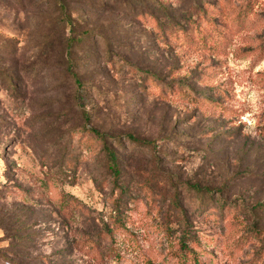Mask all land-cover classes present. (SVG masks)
Masks as SVG:
<instances>
[{
  "label": "rangeland",
  "instance_id": "374dc122",
  "mask_svg": "<svg viewBox=\"0 0 264 264\" xmlns=\"http://www.w3.org/2000/svg\"><path fill=\"white\" fill-rule=\"evenodd\" d=\"M0 264H264V0H0Z\"/></svg>",
  "mask_w": 264,
  "mask_h": 264
},
{
  "label": "trees",
  "instance_id": "16d2710c",
  "mask_svg": "<svg viewBox=\"0 0 264 264\" xmlns=\"http://www.w3.org/2000/svg\"><path fill=\"white\" fill-rule=\"evenodd\" d=\"M140 17L142 19H144V21H149L153 25H154V23L159 24L157 17L154 15V12H152V11L146 12V10H144L143 13L140 15ZM66 19H67L66 17L62 18L63 22H65ZM63 22H61V23H63ZM66 23H69V22H66ZM68 25H70L72 27V23L68 24ZM161 31L162 32H160V34H162V35H167V34L169 35V33H171V34H175L176 37H179V35L181 34V36L184 39H186V38L191 39L192 34H194V33H195V35H199V36L203 35L200 25L194 21H191V24L188 25L186 28L184 26L182 27V26H178V25H174V24L170 23L169 25H165ZM167 31H169V32H167ZM88 34H89L88 32H81V33L77 34V40L72 35L68 36L66 39L65 50L66 51L70 50V48L73 47V45L76 44L77 42L85 43L88 39ZM82 35L84 38H82ZM67 71L70 74L71 78L74 80L75 84L78 87H81L79 77L75 73L72 72L70 67L67 68ZM157 81L159 82V85L164 86L163 83L159 79H157ZM91 130H92L94 136L101 143V148L98 150L96 155L99 158V161H100L103 169L105 170V173L112 177L113 184H115V182L120 177L121 166H120V158L118 156V151L113 147V143H111V141H117L118 139L116 137H113V136H107V134L101 133L97 129L93 128ZM127 137L129 139L130 143L138 145V146H140L141 145L140 143L143 142L142 140H139L138 138L134 137L131 134L127 135ZM69 145L70 144H68V146ZM210 194H211V192L209 190H207L205 193V195H210ZM202 197H203V195L199 194L196 197V199H199ZM174 201H176V202L179 201L178 195H176V199L174 198ZM116 218L117 217H115V219ZM116 223L117 222H114L113 225H115ZM111 229H112L111 226H110V228H107L106 234H108Z\"/></svg>",
  "mask_w": 264,
  "mask_h": 264
}]
</instances>
